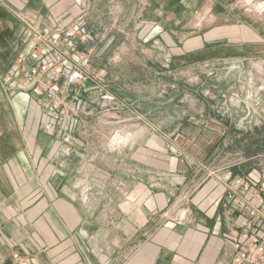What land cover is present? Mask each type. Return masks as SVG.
I'll return each mask as SVG.
<instances>
[{
    "label": "crops",
    "instance_id": "0c3cea01",
    "mask_svg": "<svg viewBox=\"0 0 264 264\" xmlns=\"http://www.w3.org/2000/svg\"><path fill=\"white\" fill-rule=\"evenodd\" d=\"M80 1L0 0V264H18L15 254L29 264H233L241 213L224 188L234 176L264 187L257 157L239 174L206 168V154L171 153V140L152 136L145 109L99 103L92 79L62 89L58 121L15 72L30 27L74 26L87 35L79 48L90 72L104 80L116 63L105 53L113 40L92 34ZM136 2L133 26L166 63L253 60L254 71L237 77L264 96V10L248 12L243 0ZM72 8L84 13L76 25L63 19ZM135 118L140 135L128 126Z\"/></svg>",
    "mask_w": 264,
    "mask_h": 264
},
{
    "label": "rangeland",
    "instance_id": "374dc122",
    "mask_svg": "<svg viewBox=\"0 0 264 264\" xmlns=\"http://www.w3.org/2000/svg\"><path fill=\"white\" fill-rule=\"evenodd\" d=\"M257 2L263 0H252V5L245 6L246 10L255 11ZM84 3L83 7L80 1L81 9L86 8L88 29L106 44V40H113L105 53L108 60L113 58L116 63L106 69L102 83L115 99L99 103L109 106L122 102L138 108L140 115L145 109L153 137L162 135L171 140L167 141L171 153L181 152L193 157L206 154L202 157L203 164L210 170L223 172L230 168L232 173L243 174L252 157L258 158V165L262 164L259 157L264 156V111H261L264 96H255L254 80L239 81L237 77L239 72L254 71L253 60L241 65L205 59L166 63L162 49L143 42V33L133 26L138 22L134 15L138 10L136 0H84ZM76 9L72 8L63 17L70 19L71 25L78 24L84 17V10L83 13ZM81 43L77 42L76 46L79 52L84 51L79 48ZM89 44L94 49L95 41ZM100 61L103 60L97 59L96 65ZM226 75H230L229 78L224 77ZM59 111L63 114L61 109ZM138 121L141 122L137 118L129 119L130 128L134 123V135L142 134ZM157 142L152 145V153H158L155 151L159 148ZM260 168L264 172V166ZM241 178L244 180L243 176Z\"/></svg>",
    "mask_w": 264,
    "mask_h": 264
},
{
    "label": "built area",
    "instance_id": "2783aa9c",
    "mask_svg": "<svg viewBox=\"0 0 264 264\" xmlns=\"http://www.w3.org/2000/svg\"><path fill=\"white\" fill-rule=\"evenodd\" d=\"M251 1L243 0L245 6L252 5ZM255 10L263 11L264 1L257 2ZM29 29L27 47L16 57L14 70L17 74L24 73L23 84L29 92L49 100L47 108L58 121L64 119L59 111L62 103L57 100L64 87L92 79L101 89L103 100L115 99L114 94L102 83L103 72H90V55L76 50L77 42L86 41V33L74 26ZM49 128L46 125V129ZM260 160V165L264 166V156ZM224 189L225 196L232 201L231 206L241 213L236 220L240 231L231 238L233 264H264V187L252 186L240 176H234ZM238 191L245 196L238 197ZM14 258L18 264L30 262L28 257L19 254H15Z\"/></svg>",
    "mask_w": 264,
    "mask_h": 264
}]
</instances>
